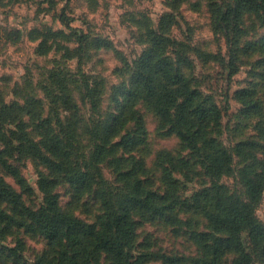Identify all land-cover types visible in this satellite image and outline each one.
<instances>
[{"label": "rangeland", "instance_id": "1", "mask_svg": "<svg viewBox=\"0 0 264 264\" xmlns=\"http://www.w3.org/2000/svg\"><path fill=\"white\" fill-rule=\"evenodd\" d=\"M210 4L213 0H0V113L3 106L11 105L10 113L16 116L12 128L17 130L20 125L37 141V147L22 154L6 153V158L16 162L19 177H4L27 205L33 208L42 205L43 192L38 182L46 177L54 182L52 190L65 213L89 221L102 213L92 192L81 193L46 166L50 154L45 143L52 131L57 130L54 129L57 114L69 115V128L65 124L64 127L74 131L73 139H69L75 141V145L69 142V164L72 161L84 165L89 161L94 142L87 125L91 105L85 96L86 85H93L99 92L100 110L93 112L94 119H112L119 114L115 99L120 94L118 88L130 81L135 60L153 47H159L194 86H200L204 97L221 108L222 116L215 130L219 131L218 138L233 150L235 162L234 175L224 181L231 192L243 196L245 187L240 181V170L249 171L257 162L264 161V85L252 75L255 58L241 56V70L232 78L227 76L221 62L227 60L228 47L222 33L215 29V5ZM244 19L249 33L245 43L264 41V27H259L251 15ZM33 30L41 33H32ZM61 30L63 34L57 36L55 32ZM81 36L89 37L84 45ZM96 39L103 40V46L98 47ZM42 41L46 44L41 47ZM242 89L249 91L244 101L238 94ZM63 98L69 100L70 110L63 111V106H69ZM258 98L259 106L250 110L254 106L251 100ZM120 101L123 103L126 98L121 97ZM132 111L137 112L143 126L139 136L145 139L144 144L130 154H123L124 161L115 159L122 151H114L100 167L110 181L132 184L143 162L151 178L149 187L160 188V153L171 154L165 162L170 158L194 161L198 155L186 148L175 133L169 134L168 127L144 102L137 101ZM63 132L68 138L69 133ZM197 165L192 170L194 183L181 193L190 195L210 183ZM131 167L136 168L133 175L124 178L125 170L130 173ZM0 206L4 207L2 203ZM256 215L264 226V192L256 204ZM181 217L189 221L193 230L203 229L206 224L201 214ZM3 228L0 223V247L21 241L30 264L38 256H51L55 251L38 233L14 226ZM190 233L189 227L167 224L161 218H137L136 240L144 254L150 252L148 264H164L163 255L184 257L186 261L181 264H190L189 259L202 253V246ZM97 255L99 264H111L106 254ZM235 258L234 252L228 253L221 264H232ZM0 264L14 263L0 255ZM254 264H264V243L254 253Z\"/></svg>", "mask_w": 264, "mask_h": 264}, {"label": "trees", "instance_id": "2", "mask_svg": "<svg viewBox=\"0 0 264 264\" xmlns=\"http://www.w3.org/2000/svg\"><path fill=\"white\" fill-rule=\"evenodd\" d=\"M210 5H215V29L222 33L228 47L227 60L221 62L227 76L232 78L241 70V56L255 58L252 75L264 85V41L245 43L249 33L244 21L247 15H251L259 27H264V0H213ZM31 32L41 33L38 30ZM63 32L55 34L59 36ZM81 37V45L88 42V36ZM161 37L167 40L164 35ZM95 41L98 47L103 46V40ZM45 44L42 41L41 47ZM199 87L194 86L186 73L165 57L159 47L145 51L135 60L130 81L118 88L120 94L115 99L119 114L112 119H94L93 112L96 114L100 110V97L97 96V89L87 84L85 96L91 105L87 125L90 126L94 149L84 165L72 161L69 164V142L72 145L75 143L71 137L74 131L64 127L65 124L69 128V115L57 114L54 127L57 130L52 131L45 143L50 154L46 166L62 175L63 180L76 186L81 193L87 190L94 194L102 213L93 221L65 213L52 190L54 182L46 177L38 182L43 192L39 208L27 205L23 196L6 181L4 175L19 177V170L14 165L16 162L6 158V153L14 151L22 154L37 147V141L29 130L22 129L20 125H16L19 129L14 130L16 116L14 112L10 113L13 107H2L0 203L4 207L0 206V223L4 225L3 230L14 226L38 233L55 249L51 256H38L33 264H99L97 254L100 252L110 258L111 264H148L150 252L144 254L136 240L137 218H161L167 224L189 227L190 237L202 246V253L189 259L190 264H221L222 258L231 252L236 254L232 264H254V253L264 243V226L256 215V204L264 192V161L257 162L249 171L246 168L240 170V181L245 187L243 196L231 192L224 178L234 175L233 150L218 138L219 131L215 130L222 111L216 103L202 95ZM238 94L239 99L244 101L249 91L242 89ZM121 97H125L126 101L122 103ZM63 101L65 105L69 104L67 98ZM137 101L150 107L168 127L169 134L175 133L186 148L198 155L194 161L170 158L165 162L171 154L160 153V188L149 187L151 178L143 162L139 164V176L132 184L110 181L100 167L114 151L121 150V156L116 154L115 159L124 161L123 154H130L144 144L145 139L139 136L143 126L141 122L139 124L137 112L132 111ZM252 102L254 106L250 110L259 106V98ZM62 109L70 110L71 105ZM6 112H9L7 116ZM124 130L125 133L121 134ZM63 131L69 133L68 138ZM246 143L252 145L250 141ZM262 146L264 149V144ZM197 164L210 183L190 195L181 193L194 183L192 170ZM130 169V173L125 170L124 178L133 175L136 168ZM182 214H201L206 220L204 228L193 230L189 221L181 217ZM0 255L14 264H30L21 241L1 245ZM162 258L164 264L186 261L184 257L171 255H163Z\"/></svg>", "mask_w": 264, "mask_h": 264}]
</instances>
